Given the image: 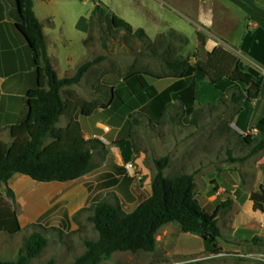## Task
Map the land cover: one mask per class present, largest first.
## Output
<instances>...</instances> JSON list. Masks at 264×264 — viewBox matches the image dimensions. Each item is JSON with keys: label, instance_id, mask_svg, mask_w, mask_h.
<instances>
[{"label": "crops", "instance_id": "0c3cea01", "mask_svg": "<svg viewBox=\"0 0 264 264\" xmlns=\"http://www.w3.org/2000/svg\"><path fill=\"white\" fill-rule=\"evenodd\" d=\"M32 1L33 11L43 26L47 42V54L54 70L60 79L73 78L82 63H86L88 60L79 63L76 67L75 49L72 48L75 43V0ZM156 2L159 8L172 13L177 19L185 21L194 30L193 36L194 39H197L195 52L200 53L203 50L205 59H197V56L192 54L189 61L191 66H194L198 61H205L208 53L222 47L240 59L241 68L244 72L253 74L255 81H262L263 77L255 69V65L258 64L264 68V0H196L195 5L192 4V0H156ZM156 19L162 21L164 16L159 15ZM85 21L84 34L86 39L84 41L86 42L90 32V20L85 19ZM19 23L20 19L15 0H0V133L8 132L7 128L19 124L25 119L26 95L30 90L37 87L33 53L27 40L17 28ZM131 26L133 34L138 29H143L147 36L146 40H148L145 28L140 27V25ZM169 29L171 30L170 36L182 41H184L182 39L184 38L188 43L192 41L191 35L185 31L184 27H169ZM165 34L166 32L157 33L155 40ZM200 36L204 38V47L201 46ZM187 53H189V50H187ZM187 57L189 55H179L174 60ZM192 59L195 61L193 62ZM169 70L168 76H171L173 72L170 68ZM87 72L78 84L64 89L77 94L79 106L85 103L96 105L95 101L82 100L80 84L86 79ZM144 80L148 88L154 89L158 94L176 85L181 88L170 95L171 100L162 111H154L152 116H149L141 110L147 103L137 106L131 102L129 95L131 89L124 83V78L115 74H106L101 79V84L110 88L109 101L99 107L96 105L95 111L87 117L82 116L79 112L73 114V119L79 122L81 126L84 139H95L100 142L96 144L93 151L92 171L82 179L73 182L40 183L35 181L34 189L40 190L37 193L38 195L30 202L25 198L20 199L18 196L19 189H17L19 188L17 183L28 182L29 177L14 174L8 184L3 186L2 192L4 193V189L8 187L13 190L20 223L21 216L18 209L21 212H26L27 205L32 204V202L35 203V208L39 209L41 207L39 216L36 219L37 222L43 220L50 211L60 206L62 218L67 221V224H71L69 232H64L67 235L74 233L72 231H75L76 234L82 233L77 231L83 230L85 225L91 222L92 208L98 203L106 202L112 205L119 204L125 208H136L144 200V195L148 197L151 195V183L154 177H149L148 186L137 182L127 170L124 174L115 171L116 166L125 168L127 164L133 163L137 167H141L140 159H135L137 154L132 134L129 138L130 153L126 151V156L128 153L130 157L128 163L124 159L125 152L123 153L117 144L118 135L123 126L129 123L132 130L131 120L134 118V113H140L150 121V117H152L151 123L160 125L166 112L175 105L184 113L182 121L187 122L188 117L193 116L197 106L208 103L218 104L220 100L227 98L232 87L227 79L212 85L208 77L200 72H194L191 76H185L181 79L167 77L158 80L144 76ZM185 84L187 86L194 85L196 100L193 105L189 103L190 101L184 100L182 102L178 99L187 88ZM263 90L264 86L262 85L259 98L252 101L253 103L260 101ZM91 91L95 92V89ZM245 102L249 101L243 103ZM129 106L134 109H128ZM188 108L193 109L192 114H189ZM126 109L128 112H124ZM160 113L162 117H159ZM238 114H235L232 120L239 122L240 115ZM117 117L123 118L121 124L116 123ZM262 120H264V117ZM134 121L137 122L138 120L134 119ZM255 129L259 131L257 135L259 136L261 134L260 130L256 127ZM248 130L240 131L241 135L245 138L251 137L242 134ZM257 181L255 189H253V184H248L246 188L235 185L232 190H227L226 187L220 188V191H216L215 194L207 197L204 204L201 203L204 206L208 203L232 201L228 212L232 216L226 229L227 231L231 230L230 232H222L219 225L224 212L218 217V225L222 234L220 239L225 236L228 240L240 242L247 239L252 240L256 237H264V202L262 209H255V203L251 199L253 193L260 192L261 188L264 190V173L261 172L258 175ZM140 190L143 191L140 192ZM225 192L229 196L223 198ZM174 223L163 226L157 235V249L159 248L163 252L167 251L171 255H174L175 252V236L182 231L181 225L178 223L179 225L176 226ZM91 224L94 226L92 222ZM40 233L43 235L48 234V232ZM188 235H191L190 237L194 239H200L203 245V254L209 253L201 237Z\"/></svg>", "mask_w": 264, "mask_h": 264}, {"label": "rangeland", "instance_id": "374dc122", "mask_svg": "<svg viewBox=\"0 0 264 264\" xmlns=\"http://www.w3.org/2000/svg\"><path fill=\"white\" fill-rule=\"evenodd\" d=\"M196 3V0H192L193 5ZM97 5L107 8L109 12L133 26L140 25L145 28L148 40L140 39L125 29L111 26L108 11H105L104 16H94L91 19ZM74 10L75 43L72 48L75 49L76 67L87 59L86 62H94L87 72L86 79L80 84L82 100L95 101L98 107L106 104L110 99V88L101 84V79L106 74H115L124 78L131 72H149L168 77L170 71L168 62L179 55L192 57L193 54L197 56V59H205L203 50L200 49V53L195 52L197 39H194V30L185 21L159 8L156 0H75ZM159 15L164 16L162 21H157L156 18ZM85 19L90 20V32L86 42L84 41L86 39ZM169 27H184L185 31L191 35L192 41L188 43L170 36ZM159 32H166V34L155 40ZM192 61L195 60L192 59ZM255 69L262 75L261 84L264 86V68L257 64ZM93 89L95 92L91 91ZM241 90H245V87H241ZM235 110L232 92H229L227 98L220 100L216 105L208 103L197 106L193 116L188 117L187 122L182 121L184 113L177 105L166 112L160 125L151 123L140 113H134V118L131 120V132L137 154L135 159H140L141 167L133 163V168L128 170V173L137 182L149 186L147 183L149 177H155L158 173L157 162L168 158L169 164L163 171L164 175L169 178L180 174L192 175L196 183L197 197L202 204L207 201V197L220 191V188L226 187L227 190H232L235 185L246 188L248 184H253L255 189L258 175L261 172L264 173V151L255 153V144L247 143L240 131L256 127L261 134L252 139L264 136V125L260 123L264 117V90L258 103H243L242 111L238 114L239 122L232 120ZM93 120L95 121L96 118ZM67 123L68 119L62 117L57 127H65ZM0 140L9 145L12 144L8 132L0 133ZM51 141V138H47L44 145ZM28 180L25 183H17L19 185L17 189H19V198H25L30 202L38 195L40 189L35 190V181L30 178ZM3 195L17 210L15 200L7 197V189H4ZM228 196L229 194L225 192L223 198ZM147 197L144 195L143 199ZM32 204L27 205L26 212L18 209L22 233L0 235L1 261H18L25 253L29 237L34 232H48L44 235L49 243L42 254L32 259L30 264H73L86 252V241L98 239V232L91 224V220L83 230L77 231L82 233L76 234L72 231L74 233L65 234L64 232H69L71 224H67V221L62 218L60 206L37 222L41 207L38 209L35 208L34 202ZM229 209L224 211L220 220L222 232L231 231L226 230L232 216L228 213ZM190 236L182 231L175 236L174 255L167 251L163 252L159 248L153 253L116 252L99 264H192L194 262L264 264V237H256V241L247 239L236 242L224 236L219 240L222 253L204 255L202 241Z\"/></svg>", "mask_w": 264, "mask_h": 264}, {"label": "trees", "instance_id": "16d2710c", "mask_svg": "<svg viewBox=\"0 0 264 264\" xmlns=\"http://www.w3.org/2000/svg\"><path fill=\"white\" fill-rule=\"evenodd\" d=\"M20 23L17 28L27 40L33 53L36 67L37 87L30 90L25 98V119L9 128L8 134L12 141L9 145L0 140V234H19L22 226L17 211L5 199L2 188L7 185L14 174H21L40 183L73 182L82 179L93 168V151L99 140H85L79 122L73 119V114L79 112L87 117L96 109L94 103L78 104L77 94L64 90L78 84L94 62H86L78 69L76 75L70 79H60L54 70L47 54V42L43 26L33 11L32 0H15ZM107 8L97 5L94 16H104ZM109 12V11H108ZM110 24L117 29H125L133 33L132 26L125 20L109 12ZM108 16V15H107ZM109 17V16H108ZM134 35L140 39L147 36L143 29H138ZM184 41L185 39L182 38ZM187 41V40H186ZM201 46L205 41L200 36ZM191 57L179 58L169 62L168 66L173 74L171 78L181 79L200 72L208 77L212 85L227 79L232 87V102L236 107L235 114L242 111L244 101H255L259 98L261 80H254L253 74L244 72L240 59L222 47L208 53L207 59L198 61L191 66ZM144 76L154 79H166L149 72H131L124 77V83L131 89V102L135 105L146 104L141 110L152 116L154 111H162L171 100L170 95L178 91L179 85L173 86L158 94L148 88ZM181 86V85H180ZM178 99L195 103L194 85L187 86ZM245 90H241V87ZM179 88V89H178ZM145 91V93H143ZM132 110L134 108L127 107ZM189 114L193 109L188 108ZM128 112V110H124ZM162 117V114H159ZM62 117L68 118L65 127H57ZM121 124L123 118H116ZM115 119V120H116ZM152 121V117H150ZM264 125V120L260 122ZM130 124L124 125L118 135L117 144L125 152V162L130 161L126 151L130 153L131 138ZM52 141L44 145V141ZM247 143H254V152L264 151V136L256 139L246 137ZM169 159L163 158L157 162L158 173L152 180V193L136 208H125L119 204L112 205L101 202L93 206V216L90 218L96 231V241H86V252L77 258L73 264H99L105 258L116 252L153 253L157 249V235L159 230L169 223H179L184 233L197 235L204 240L206 250L211 254L222 253L219 245L221 229L218 217L228 210L232 201L208 203L202 205L197 197L194 177L180 174L166 177L163 173L168 166ZM115 171L124 174L126 169L115 167ZM7 197L15 200V194L9 187ZM255 209H262L264 190L251 196ZM257 238H255V241ZM49 240L40 232H34L27 242L25 253L16 262L0 264H30L32 259L39 257L47 248ZM192 264H202L194 262Z\"/></svg>", "mask_w": 264, "mask_h": 264}, {"label": "built area", "instance_id": "2783aa9c", "mask_svg": "<svg viewBox=\"0 0 264 264\" xmlns=\"http://www.w3.org/2000/svg\"><path fill=\"white\" fill-rule=\"evenodd\" d=\"M242 134H244V135H246V136L255 137V136H257V135L259 134V131H258L257 129H255V128H251V129H249L247 132L242 133ZM125 168H126V170L128 171V170H130V169L133 168V165H132V164H127V165L125 166Z\"/></svg>", "mask_w": 264, "mask_h": 264}]
</instances>
